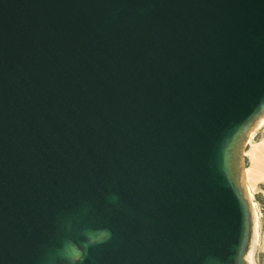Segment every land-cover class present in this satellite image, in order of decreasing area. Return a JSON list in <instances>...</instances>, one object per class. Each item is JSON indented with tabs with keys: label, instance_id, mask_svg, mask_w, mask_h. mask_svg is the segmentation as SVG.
I'll list each match as a JSON object with an SVG mask.
<instances>
[{
	"label": "water",
	"instance_id": "95a60500",
	"mask_svg": "<svg viewBox=\"0 0 264 264\" xmlns=\"http://www.w3.org/2000/svg\"><path fill=\"white\" fill-rule=\"evenodd\" d=\"M260 100L264 0H0V264H245Z\"/></svg>",
	"mask_w": 264,
	"mask_h": 264
},
{
	"label": "rangeland",
	"instance_id": "374dc122",
	"mask_svg": "<svg viewBox=\"0 0 264 264\" xmlns=\"http://www.w3.org/2000/svg\"><path fill=\"white\" fill-rule=\"evenodd\" d=\"M245 177L257 214V239L253 264H264V122L252 132L243 155Z\"/></svg>",
	"mask_w": 264,
	"mask_h": 264
},
{
	"label": "clouds",
	"instance_id": "9594fccd",
	"mask_svg": "<svg viewBox=\"0 0 264 264\" xmlns=\"http://www.w3.org/2000/svg\"><path fill=\"white\" fill-rule=\"evenodd\" d=\"M257 108L264 109V101L260 100L257 102L256 108L253 111ZM229 139H226L225 143L221 146V170L223 172L224 150ZM110 235L111 233L108 229L89 230L84 233V239L79 241V243L73 242L72 240H65L61 247L56 250V255L62 259L64 264H83L85 256L88 254L89 246L107 240Z\"/></svg>",
	"mask_w": 264,
	"mask_h": 264
},
{
	"label": "bare ground",
	"instance_id": "6f19581e",
	"mask_svg": "<svg viewBox=\"0 0 264 264\" xmlns=\"http://www.w3.org/2000/svg\"><path fill=\"white\" fill-rule=\"evenodd\" d=\"M263 122H264V113L257 119L253 128L249 131L247 143H248L249 138L252 135V132H254L260 125H262ZM245 171H246V167H244L242 170V180H243V191H244V195L247 198V201L249 204V211H250V216H251V237H250L248 249L246 253L244 254V260H245V264H253L252 249L257 239V214H256L255 205L251 199V192L246 183Z\"/></svg>",
	"mask_w": 264,
	"mask_h": 264
}]
</instances>
